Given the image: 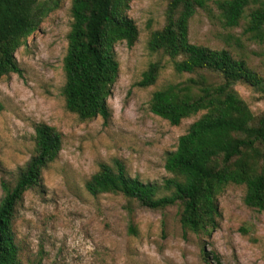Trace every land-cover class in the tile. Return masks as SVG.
I'll return each mask as SVG.
<instances>
[{
	"label": "rangeland",
	"instance_id": "1",
	"mask_svg": "<svg viewBox=\"0 0 264 264\" xmlns=\"http://www.w3.org/2000/svg\"><path fill=\"white\" fill-rule=\"evenodd\" d=\"M209 6V13L198 10L190 20L188 39L227 49L247 62L260 81L254 86L237 82L234 89L258 115L264 110V41L242 34L245 19L225 27L212 1ZM165 8L166 0L130 1L127 14L138 38L131 47L124 42L114 47L119 70L106 98V122L99 116L80 121L65 109L62 58L72 22L70 0H62L15 52L21 74L0 79V181L13 184L33 154L36 124L53 127L62 140L40 184L16 205L12 231L21 264H206L202 249L218 254L220 264H264V211L245 206L243 186L226 187L218 197L217 227L201 233L182 229L177 206L150 210L122 195L92 196L85 190L99 165L114 160L131 178L161 183L168 177L166 154L204 113L172 126L149 111L155 90L189 77L177 74L168 56L147 49L150 32L164 24ZM152 62L162 66L157 81L136 86Z\"/></svg>",
	"mask_w": 264,
	"mask_h": 264
},
{
	"label": "trees",
	"instance_id": "2",
	"mask_svg": "<svg viewBox=\"0 0 264 264\" xmlns=\"http://www.w3.org/2000/svg\"><path fill=\"white\" fill-rule=\"evenodd\" d=\"M131 0H70L72 22L62 58L65 109L80 121L110 117L106 98L118 76L114 47L135 44L138 28L128 16ZM218 11L225 27L235 28L245 19L242 34L264 41V0H166L164 24L150 32L147 49L161 52L177 74L189 77L155 90L149 111L177 126L183 119L204 112L178 138L174 151L166 154L168 177L161 183L131 178L124 165L114 160L101 163L85 182L92 196L122 195L150 210L179 208L183 230L207 232L217 227L218 197L228 185L244 187L243 203L264 211V110L254 115L234 89L237 82L259 83L243 58L227 49L191 43L189 23L198 10ZM62 0H0V79L21 74L15 52L57 10ZM247 12V15L245 16ZM162 66L152 62L142 72L138 87L155 84ZM34 151L18 169L14 183L0 181V264H21L12 231L17 203L37 187L43 171L56 160L62 147L60 133L43 123L34 127ZM135 233L134 227H130ZM206 264H220V256L201 250Z\"/></svg>",
	"mask_w": 264,
	"mask_h": 264
}]
</instances>
